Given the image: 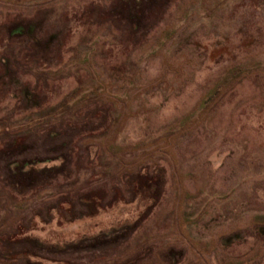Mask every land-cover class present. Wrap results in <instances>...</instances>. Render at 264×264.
I'll return each mask as SVG.
<instances>
[{"label":"rangeland","instance_id":"374dc122","mask_svg":"<svg viewBox=\"0 0 264 264\" xmlns=\"http://www.w3.org/2000/svg\"><path fill=\"white\" fill-rule=\"evenodd\" d=\"M261 225L264 0H0V264H264Z\"/></svg>","mask_w":264,"mask_h":264},{"label":"trees","instance_id":"16d2710c","mask_svg":"<svg viewBox=\"0 0 264 264\" xmlns=\"http://www.w3.org/2000/svg\"><path fill=\"white\" fill-rule=\"evenodd\" d=\"M260 227H261L260 229H264V228H263V227H264L263 225H261Z\"/></svg>","mask_w":264,"mask_h":264}]
</instances>
